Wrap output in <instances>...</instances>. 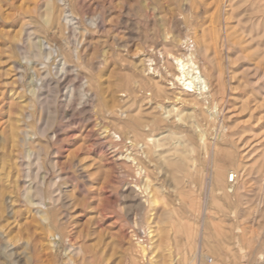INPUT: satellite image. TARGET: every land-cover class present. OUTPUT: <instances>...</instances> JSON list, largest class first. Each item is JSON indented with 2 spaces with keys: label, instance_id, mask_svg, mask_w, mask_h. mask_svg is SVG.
Segmentation results:
<instances>
[{
  "label": "rangeland",
  "instance_id": "374dc122",
  "mask_svg": "<svg viewBox=\"0 0 264 264\" xmlns=\"http://www.w3.org/2000/svg\"><path fill=\"white\" fill-rule=\"evenodd\" d=\"M0 264H264V0H0Z\"/></svg>",
  "mask_w": 264,
  "mask_h": 264
},
{
  "label": "bare ground",
  "instance_id": "6f19581e",
  "mask_svg": "<svg viewBox=\"0 0 264 264\" xmlns=\"http://www.w3.org/2000/svg\"><path fill=\"white\" fill-rule=\"evenodd\" d=\"M65 22L66 23H68V24H72V17L70 16V15H68V16H65ZM87 22V21H86ZM195 29V28H194ZM193 32V31H192ZM168 37V36H167ZM177 37V36H176ZM29 43V42H28ZM185 48H186V53L184 54L183 53V55H185V57L182 55V57H177V58H175V57H173V56H171V57H173L174 59H173V62H174V64H175V72H174V76H172V74H171V76L172 77H174L175 78V83L177 84H179L180 85V87H182L183 88V90H182V92L184 91V92H186V93H188V94H197L196 96H199V97H203L204 95H208V93L210 92L209 91V89H210V80L206 77V73H205V71H204V67L205 66H203V69L200 67L201 65H199V59L200 58H198L197 59V54H198V47H197V43L196 42H194V41H191V42H188V41H186L185 43ZM41 45L43 46V48L45 49V50H49V52H51V54H52V52L53 53H55V50L53 51V49L47 44V42L45 41V40H42L41 41ZM176 46H179V45H176ZM184 46V45H183ZM181 47H182V44H181ZM183 48V47H182ZM88 49V48H87ZM149 50H151V49H149ZM185 50V49H184ZM31 52V51H30ZM204 52H205V48H204ZM76 53V52H75ZM202 53V52H201ZM163 55V54H162ZM37 56V55H36ZM52 56V55H51ZM242 56V55H241ZM170 57V58H171ZM204 57V56H203ZM90 60V59H89ZM105 60V59H104ZM204 63H206V62H204ZM148 65V64H147ZM173 65V64H172ZM174 66V65H173ZM206 66H207V64H206ZM150 69V68H149ZM97 70V69H96ZM151 70V69H150ZM149 71V70H148ZM173 73V72H172ZM148 74V73H147ZM169 77V76H168ZM174 78H171V79H174ZM220 80V79H219ZM70 83V82H69ZM177 84V85H178ZM172 85V84H171ZM221 85V84H220ZM152 86V85H151ZM70 88H72V87H70ZM183 94V93H182ZM184 95V94H183ZM99 96V95H98ZM222 96V95H221ZM77 97V96H76ZM178 97V96H177ZM190 97V96H189ZM191 97H192V95H191ZM204 98H207V97H204ZM92 99V98H91ZM192 99V98H191ZM202 99V98H201ZM200 99V101L201 102H203L202 100ZM132 100V99H131ZM204 100V99H203ZM206 100V99H205ZM158 101V100H157ZM194 102H196L197 103V101H195V100H193ZM206 102V101H205ZM204 103V102H203ZM216 103V102H215ZM215 107H216V105H215ZM162 110V109H161ZM220 110V109H219ZM164 111V110H163ZM217 111V110H216ZM119 112H120V110H119ZM222 112V111H221ZM118 113V112H117ZM201 113H202V111H201ZM142 114V113H141ZM165 114H168L167 112H165ZM178 114V113H177ZM119 115V114H118ZM169 115V114H168ZM207 115H209V114H207ZM165 116V115H164ZM162 118V117H161ZM178 118H180V117H178ZM212 118H213V115H212ZM208 119V118H207ZM209 120H211V118L209 119ZM213 122H214V120H212ZM210 122V121H209ZM214 124H215V122H214ZM73 125V124H72ZM216 125V124H215ZM72 127V126H71ZM96 127V126H95ZM227 129V128H226ZM222 130V129H221ZM225 131V130H224ZM108 132V131H107ZM201 132V131H200ZM106 133V132H105ZM199 133V132H198ZM108 134V133H107ZM108 136V135H107ZM112 138H114V139H116L117 141H120V138L118 137V136H115L114 134H112ZM222 136V135H221ZM111 137V136H110ZM67 138H68V136H67ZM204 138H205V136H204ZM223 138V137H222ZM104 139H106V138H104ZM108 139V138H107ZM203 138H202V142H203ZM149 142L151 141V140H148ZM156 141V140H155ZM127 145V144H126ZM125 147V146H124ZM141 147V146H140ZM217 148V147H216ZM250 148V147H249ZM154 149V148H153ZM114 150H116V149H114ZM155 150H157V149H155ZM214 151V150H213ZM116 152V151H115ZM214 152H216V151H214ZM213 152V153H214ZM114 153V152H113ZM143 154H144V152H143ZM115 157H116V155H114ZM116 159V161H118L119 160V162H120V160H121V162H122V160H124L123 162H127V163H131V164H136V161H135V159L130 155V154H125V155H123L122 157H116L115 158ZM218 169V168H217ZM233 170V169H232ZM229 172V171H228ZM230 173V172H229ZM231 174H235V173H231ZM230 175V174H229ZM228 175V176H229ZM236 175V174H235ZM228 176H227V181H228ZM215 178V177H214ZM216 182L217 183H214L215 185L217 184V187H218V182L221 180V177H220V175H217L216 176ZM236 179H237V175H236ZM222 184V183H221ZM220 184V185H221ZM223 185V184H222ZM221 185V186H222ZM221 186H220V188H221ZM137 187V186H136ZM216 187V188H217ZM210 199V198H209ZM207 203V202H206ZM51 205H53V204H51ZM207 205V204H206ZM48 207V206H47ZM50 207V206H49ZM44 208V207H43ZM48 209V208H47ZM48 211V210H47ZM207 214V213H206ZM206 217V216H205ZM205 217H204V219H205ZM206 219H207V217H206ZM205 219V220H206ZM208 222V221H207ZM50 223V222H49ZM204 224H206V223H204ZM205 231V229H202V231H201V237H202V234H203V232ZM57 237L58 236H54L53 237V239H54V241H55V238L57 239ZM59 240V239H58ZM136 245H138L137 247H139V250H140V252L141 253H144L145 251V249L143 248V247H141L142 245L141 244H138L137 243V241H136V243H135ZM201 258L203 259V261H204V256H201Z\"/></svg>",
  "mask_w": 264,
  "mask_h": 264
},
{
  "label": "built area",
  "instance_id": "2783aa9c",
  "mask_svg": "<svg viewBox=\"0 0 264 264\" xmlns=\"http://www.w3.org/2000/svg\"><path fill=\"white\" fill-rule=\"evenodd\" d=\"M235 179H236V175L235 174H230L229 176H228V183H234V181H235ZM144 236H145V234L144 233H142ZM142 235V238H137V242L139 243V244H143V242H144V236ZM208 261H210V259L208 260Z\"/></svg>",
  "mask_w": 264,
  "mask_h": 264
}]
</instances>
